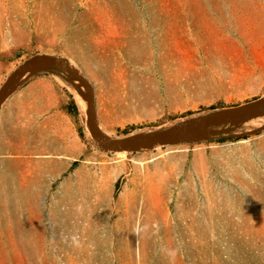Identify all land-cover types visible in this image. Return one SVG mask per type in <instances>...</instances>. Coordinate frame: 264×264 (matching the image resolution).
<instances>
[{
    "label": "rangeland",
    "instance_id": "374dc122",
    "mask_svg": "<svg viewBox=\"0 0 264 264\" xmlns=\"http://www.w3.org/2000/svg\"><path fill=\"white\" fill-rule=\"evenodd\" d=\"M43 53L112 135L163 127L264 96V0H0V86ZM30 82L0 110V264H264V126L120 157Z\"/></svg>",
    "mask_w": 264,
    "mask_h": 264
},
{
    "label": "water",
    "instance_id": "95a60500",
    "mask_svg": "<svg viewBox=\"0 0 264 264\" xmlns=\"http://www.w3.org/2000/svg\"><path fill=\"white\" fill-rule=\"evenodd\" d=\"M41 73H52L61 76L72 84L80 85L85 95L86 127L90 131L92 139L97 142L98 147L110 153L148 151L157 146H171L227 136L243 122L264 115L263 96L243 104L216 109L202 115H194L168 126L153 128L150 131L111 137L99 128L92 83L76 67L71 65L67 58L48 53L35 54L29 57L6 77L0 86V109L18 88Z\"/></svg>",
    "mask_w": 264,
    "mask_h": 264
},
{
    "label": "bare ground",
    "instance_id": "6f19581e",
    "mask_svg": "<svg viewBox=\"0 0 264 264\" xmlns=\"http://www.w3.org/2000/svg\"><path fill=\"white\" fill-rule=\"evenodd\" d=\"M45 54V53H43ZM56 77L59 78V81L64 85L65 88H67L68 91H70L72 94H73V97L74 99L76 100V103L78 104V110H79V113H80V117L81 119H83V123L86 125V106H85V95H84V92L82 90V88L80 87V85L78 84H72L71 82L63 79L61 76H58V75H55ZM14 94V93H13ZM12 94V95H13ZM14 97V96H13ZM2 107V106H1ZM1 110V109H0ZM199 114V113H198ZM204 114V113H201V115ZM193 116V115H192ZM97 117V116H96ZM190 117V116H189ZM261 117H264V115L262 116H259V117H256V118H251L245 122H243L241 125H240V128L241 129H245V130H256L258 128H261L262 126H264V124H259V125H250L249 124V121L250 120H255V119H258V118H261ZM184 118V117H183ZM181 119V118H180ZM98 120V119H97ZM176 120V119H175ZM179 121V119H178ZM169 123V122H168ZM99 128L101 129L102 132H104L105 134L111 136V137H122L124 135H112V133L107 129V127H105L104 125H102L101 123H99ZM163 125V124H162ZM164 126V125H163ZM168 126V125H166ZM157 127V126H156ZM250 128V129H249ZM153 128H149V127H144V128H141L139 130H135V131H132L130 133H136V132H140V131H150L152 130ZM85 132H86V135L88 136V138L91 139V142L93 145L95 146H98L97 145V142L92 139L91 137V134H90V131L88 130V128L85 127ZM129 134V133H127ZM161 146H157L156 148H160ZM154 148V149H156ZM127 153H130L128 151H119V152H114V154H118L120 157H124Z\"/></svg>",
    "mask_w": 264,
    "mask_h": 264
},
{
    "label": "crops",
    "instance_id": "0c3cea01",
    "mask_svg": "<svg viewBox=\"0 0 264 264\" xmlns=\"http://www.w3.org/2000/svg\"><path fill=\"white\" fill-rule=\"evenodd\" d=\"M31 84H33V82H30L27 86H24L22 89H17L15 92H14V94L16 93V95H17V91H22V95H23V98H22V103H24V101L26 100L27 101V98H29V93H31V92H28V90L30 89V87H31ZM12 96V95H11ZM10 96V97H11ZM27 96V97H26ZM9 97V98H10ZM8 98V99H9ZM7 99V100H8ZM31 99V98H30ZM6 100V101H7ZM33 99H31V101H32ZM18 107V106H17ZM23 108V107H22ZM23 109H25V108H23ZM28 111H29V113H37L38 111L36 110V111H33L32 109H28Z\"/></svg>",
    "mask_w": 264,
    "mask_h": 264
}]
</instances>
